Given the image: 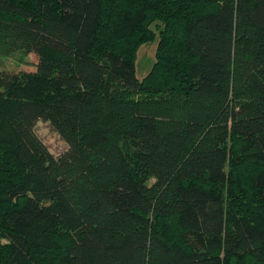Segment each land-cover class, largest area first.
<instances>
[{
    "label": "trees",
    "instance_id": "16d2710c",
    "mask_svg": "<svg viewBox=\"0 0 264 264\" xmlns=\"http://www.w3.org/2000/svg\"><path fill=\"white\" fill-rule=\"evenodd\" d=\"M16 52L0 264H264V0H0Z\"/></svg>",
    "mask_w": 264,
    "mask_h": 264
},
{
    "label": "rangeland",
    "instance_id": "374dc122",
    "mask_svg": "<svg viewBox=\"0 0 264 264\" xmlns=\"http://www.w3.org/2000/svg\"><path fill=\"white\" fill-rule=\"evenodd\" d=\"M157 39L141 45L137 51L136 75L142 78L150 69L155 59ZM37 56L34 53L23 54L16 52L11 55H0V71L19 73L34 71ZM35 132L53 155H58L67 148L60 135L46 121H38Z\"/></svg>",
    "mask_w": 264,
    "mask_h": 264
}]
</instances>
